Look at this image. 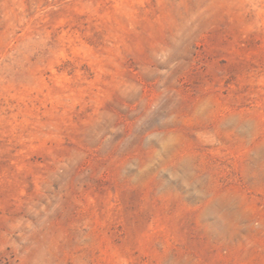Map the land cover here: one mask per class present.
Segmentation results:
<instances>
[{"label": "rangeland", "instance_id": "1", "mask_svg": "<svg viewBox=\"0 0 264 264\" xmlns=\"http://www.w3.org/2000/svg\"><path fill=\"white\" fill-rule=\"evenodd\" d=\"M0 264H264V0H0Z\"/></svg>", "mask_w": 264, "mask_h": 264}]
</instances>
